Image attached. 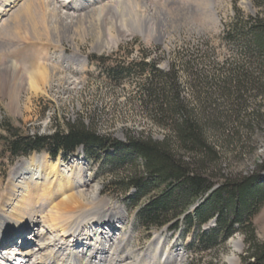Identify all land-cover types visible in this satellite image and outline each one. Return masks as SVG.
Listing matches in <instances>:
<instances>
[{
  "label": "rangeland",
  "instance_id": "1",
  "mask_svg": "<svg viewBox=\"0 0 264 264\" xmlns=\"http://www.w3.org/2000/svg\"><path fill=\"white\" fill-rule=\"evenodd\" d=\"M146 2L149 7L137 0L134 25L117 26L103 21V26H97L94 23H98V18L93 22L91 19L94 17L91 18L89 23V19L80 17L76 31L69 33L72 37L64 29L55 36L52 23L48 22L41 7L36 13L1 15L0 60L15 63L34 79L32 82L26 76V82H31L27 89H23L12 82L10 73L0 71V205L12 186L17 166L38 155L47 169L58 166L76 177L82 176L86 183L83 187L86 190L84 203L98 199L116 216L124 215V233L129 235L128 249L133 253L130 258L136 259V264H144L146 258L150 264H232L230 258L234 255L238 258L237 264H244L243 256L248 245L242 232L234 233L226 243L205 248L201 242L202 246L198 248L189 245L195 242L191 232L185 234L167 228L148 231L143 228L137 220V209L129 205L132 203L129 199L134 197L136 190L132 188L127 194H121L106 188L112 180L109 166L101 159L89 158L83 148L73 154L60 152L56 157L42 150L11 158V152L6 150L8 145L4 137L9 135L5 129L8 126L20 135H50L56 130L66 132L68 124L82 121L98 133L122 141L127 130L136 134L143 132L155 139L162 138L165 131L152 122L140 97L139 88L145 83L147 73L115 82L110 80L107 70L119 65L155 63L160 70L168 71L175 65L185 87L183 94L192 100V92L186 88L190 77L186 69L190 68L194 76L203 74L219 79L226 64H234L241 59V51L230 37L234 26L240 21L247 23L255 17L264 18V6L256 0ZM146 17L150 19L148 23L144 21ZM106 32L112 34L111 39ZM61 53H65L66 59L76 54L83 56L87 65L77 71L80 80H74L79 82L76 85L72 84L73 81H65L66 78L62 81L56 78L51 86H47L50 66L61 70L60 75L68 76L57 64H61ZM234 153L223 160L224 166L229 164L227 172L246 174L256 171L257 164L264 160L263 130L244 138V145ZM230 157L231 162L228 163ZM259 174L264 177V172ZM253 225L257 240L264 243V204L253 218ZM214 227L212 220L202 232ZM16 239L17 236L10 245L17 244ZM232 240L241 241L239 252L234 250Z\"/></svg>",
  "mask_w": 264,
  "mask_h": 264
},
{
  "label": "trees",
  "instance_id": "2",
  "mask_svg": "<svg viewBox=\"0 0 264 264\" xmlns=\"http://www.w3.org/2000/svg\"><path fill=\"white\" fill-rule=\"evenodd\" d=\"M264 6V0H256ZM241 59L223 67L221 77L191 75L186 88L175 65L168 71L155 63H133L107 70L120 82L145 75L140 97L152 122L165 131L155 139L127 130L125 140L98 133L82 121L66 132L20 135L8 126L6 150L11 158L46 150L52 157L83 148L89 158L101 159L112 177L106 188L127 194L136 190L130 208L146 230L167 228L194 234L190 246L205 248L226 243L236 232L246 237L244 264H264V243L257 240L253 218L264 204V160L252 173L227 172L224 158L244 145V138L264 132V18L240 21L231 31ZM239 154V153H237ZM231 158H228L231 162ZM215 227L203 231L210 221Z\"/></svg>",
  "mask_w": 264,
  "mask_h": 264
},
{
  "label": "bare ground",
  "instance_id": "3",
  "mask_svg": "<svg viewBox=\"0 0 264 264\" xmlns=\"http://www.w3.org/2000/svg\"><path fill=\"white\" fill-rule=\"evenodd\" d=\"M140 1L149 7L146 0ZM40 7L57 36L62 29L67 34L75 32L82 17L89 23L91 18L92 22L98 18L94 23L97 26L103 21L134 25L137 0H0V20L5 14L36 13ZM107 34L111 39L112 34ZM70 62L81 68L87 65L78 55ZM50 67L47 86L56 78L64 79L57 67ZM0 71L10 73L12 82L23 89L33 82L30 73L27 76L15 63L0 60ZM26 76L31 81L26 82ZM11 185L0 205V264H136V259L130 258L133 253L128 249L129 235L124 233V215L116 216L98 199L84 203L86 183L82 176L76 177L58 166L47 169L37 155L17 166ZM16 236L18 243L10 245ZM232 243L239 252L241 241ZM230 262L237 264L238 258L234 255ZM144 264H150L148 258Z\"/></svg>",
  "mask_w": 264,
  "mask_h": 264
},
{
  "label": "built area",
  "instance_id": "4",
  "mask_svg": "<svg viewBox=\"0 0 264 264\" xmlns=\"http://www.w3.org/2000/svg\"><path fill=\"white\" fill-rule=\"evenodd\" d=\"M62 65V69L64 68L65 72H67L68 75L67 77L63 76V78H66L65 81H67V79L69 80V82L74 81L75 79L80 80L77 75V71H79L80 69L78 66L72 64L69 61L62 62Z\"/></svg>",
  "mask_w": 264,
  "mask_h": 264
}]
</instances>
